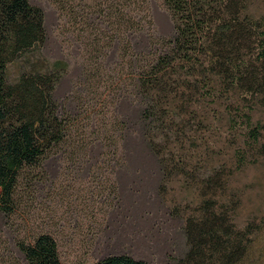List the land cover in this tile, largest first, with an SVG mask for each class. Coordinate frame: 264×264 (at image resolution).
Returning a JSON list of instances; mask_svg holds the SVG:
<instances>
[{"label":"trees","instance_id":"16d2710c","mask_svg":"<svg viewBox=\"0 0 264 264\" xmlns=\"http://www.w3.org/2000/svg\"><path fill=\"white\" fill-rule=\"evenodd\" d=\"M164 3L175 34L143 69L136 90L145 103V137L161 174L160 190L174 188L171 211L184 221L188 247L174 264H264V220L243 210L245 188L237 176L250 160L264 157V0L258 9L250 0ZM131 28L127 23L112 37ZM46 41L43 8L30 0H0L4 215L19 206L24 174L36 177L33 172L72 141V119L59 113L56 95L63 75L58 64L46 66L35 55ZM22 59L28 69L10 78L9 65ZM226 126L228 138L221 133ZM18 246L25 264H63L49 233ZM93 264L149 263L112 254Z\"/></svg>","mask_w":264,"mask_h":264},{"label":"rangeland","instance_id":"374dc122","mask_svg":"<svg viewBox=\"0 0 264 264\" xmlns=\"http://www.w3.org/2000/svg\"><path fill=\"white\" fill-rule=\"evenodd\" d=\"M30 1L46 15L47 41L35 55L46 66L58 64L63 75L56 95L59 113L72 119V141L36 177L24 174L14 213L0 212V264H25L18 242L40 233L57 240L63 264H93L112 254L174 264L188 247L184 221L171 211L174 188L160 190L136 90L143 69L175 34L164 0ZM260 1L250 0L254 9ZM127 23L131 29L112 37ZM27 69L16 60L8 73L15 79ZM227 129L221 133L228 138ZM237 176L243 210L264 220V157Z\"/></svg>","mask_w":264,"mask_h":264}]
</instances>
